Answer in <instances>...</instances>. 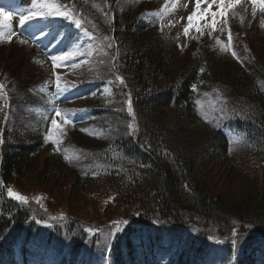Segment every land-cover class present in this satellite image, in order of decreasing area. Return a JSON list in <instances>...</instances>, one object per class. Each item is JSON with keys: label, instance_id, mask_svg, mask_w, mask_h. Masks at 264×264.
Listing matches in <instances>:
<instances>
[{"label": "trees", "instance_id": "16d2710c", "mask_svg": "<svg viewBox=\"0 0 264 264\" xmlns=\"http://www.w3.org/2000/svg\"><path fill=\"white\" fill-rule=\"evenodd\" d=\"M90 2L73 0L72 16L81 20ZM118 4L111 26L84 22H91L97 41L110 27L114 44L112 53L95 49L98 66L93 52L85 53L88 79L130 80L127 90H118L120 82L109 100L103 96L87 109L98 137L66 141L63 153L69 155H45L39 167L41 138L0 144V264H264V92L250 85L246 100L235 106L228 121L237 141L231 142L230 130L196 110L190 88L200 60L183 59L156 32L142 38L148 22L127 15L123 0ZM244 48L235 53L240 56ZM247 49L255 70L264 68V41L251 37ZM216 63L210 68L215 79L239 88L243 72L235 68L224 77ZM8 64L0 60V78L14 102L26 90L11 83L16 74ZM124 95L138 116L137 136L124 126ZM33 181L47 195L45 210L6 194L8 186L24 189ZM56 200H65L73 213L52 226L48 216ZM114 222H121L120 231Z\"/></svg>", "mask_w": 264, "mask_h": 264}, {"label": "rangeland", "instance_id": "374dc122", "mask_svg": "<svg viewBox=\"0 0 264 264\" xmlns=\"http://www.w3.org/2000/svg\"><path fill=\"white\" fill-rule=\"evenodd\" d=\"M58 1L59 3L56 4L55 0H0V8L10 14V17L5 19V26L0 29V60L2 62L8 60L9 64L6 65V69L16 74V81L11 82L12 84L15 83L16 90H26L25 103L15 104V102L5 101L4 112L0 116V131H3V138L6 141L21 142L35 140L32 138L33 135L26 136L27 130L40 129L42 131L46 142L44 149L35 156V167H39L45 155H57L55 153L57 145L63 143L66 138V141L71 143L75 138H80L83 141L98 137L96 133L98 129L95 127L94 118L73 123L72 118L75 115L60 114L57 116L56 112L50 109L47 110L44 105L42 92L44 90L55 96V86L58 83V78L53 79L52 77V70L58 75L65 73V86L60 87V90L56 91L57 95L70 93L73 99H80L83 86L94 84L93 82H95L90 81L87 77L89 58L85 53L92 51L95 66H98L100 59L98 51L95 49L100 50L103 47L104 51L102 54L106 52L107 54L112 53L114 49L112 47L114 44H112L109 36V33L112 32L110 27L107 26L108 29H105L106 34L101 35L98 41H93L90 37L91 22L88 27L85 26L84 28H78L73 22L78 19L77 13L73 14L76 18L73 17L69 25L71 32L78 33L77 38L74 37L75 42L67 37V34L61 32L60 20L65 17L59 16L55 12L46 16H37L36 19L26 22L24 25L20 24L21 15H27L29 11L36 10L43 3L56 4L62 10L66 8L69 13H71L69 8L74 11L75 6L70 3L71 0ZM88 1L86 0V2ZM63 2L65 5H63ZM111 2L112 0H91L89 9L81 14L82 19L80 21L86 23L87 20H92L96 26L103 24L106 26L107 23L111 26L112 20L107 22L108 15H112L109 9ZM123 2L128 3V8L125 10L127 15L128 12H131V17L149 21V29L144 35L142 34V38L145 39L151 33L157 31L165 42L178 47L183 59L196 57L200 60L201 72L198 82L192 88L196 110L205 120L216 123L223 127L225 131L230 130L228 137L231 142H236V131L230 127L228 119L233 118L236 114L235 106L241 104L239 102L242 100H246L250 85H254L257 90L264 92V68L259 67L258 70H255L256 62L252 64L253 58H251V61H246L244 66L239 65L232 54V48L239 51L244 45L247 47L248 40L251 37L261 38L264 41V25H262V22H264V11L257 7L256 15L253 16L251 0H239V3L228 7L225 15L216 17L215 29L209 26L213 20L211 14H205L203 18H198L195 21V26L185 36L183 30L187 26V16L195 10V0H123ZM161 3L163 4L161 5ZM121 7L124 6L121 5ZM208 7L209 4H202V9H207ZM43 11L47 12L48 10L43 9ZM218 11L217 5L212 4L211 12ZM119 12H121V9H119ZM228 15L230 19L225 18ZM197 27L201 30L197 31ZM229 35L231 36L230 41ZM121 36L124 41L128 38L127 34H122ZM238 38L243 40L237 43ZM11 46L15 49L8 53ZM104 46L108 47L104 49ZM70 51L76 54L69 61H53L51 59L52 56H62ZM240 57L242 61L248 60L249 52L247 48H244ZM215 60L217 62L216 65L219 66L222 72H225L224 77L228 76L230 71H235V68L239 70L240 74L243 72L245 76L242 75L241 79L243 80L244 78V81L239 83V88L232 89L228 80L222 82L215 79L210 69L215 64ZM221 74V79H224L223 73ZM79 76H84L87 79L79 81ZM120 76L122 75L120 74ZM122 78L121 81L124 80L122 83L123 87L121 88L120 86L118 90L121 91L123 89L124 92V90H127L130 80L126 77ZM121 81L119 78H113V80L99 85L97 88L93 86L96 89L89 95L87 104L83 109L96 107L100 101L101 92H104V95L107 96L106 100H109L112 97V90L114 91L115 88H118V84ZM70 96L65 97V100L70 99ZM126 96L124 95L122 100L128 116L127 120L124 121V126L130 135L137 136L139 133L138 116L133 107L132 111L129 112V100ZM42 107H44V110ZM85 113L86 111H83L77 116H84ZM4 115L8 118L5 126L2 124ZM67 116L69 119H66ZM52 119L58 121L59 127L57 129L51 127ZM65 120L68 122L65 123ZM63 137L64 139L61 142L56 143ZM90 142L94 143L92 140ZM238 148L239 144H236L233 151L235 150L236 152ZM9 188L25 196L29 203L39 200L37 202L39 208L42 210L47 209V195L43 190L39 189L40 186L36 181H33L29 187L24 189L12 185L8 186L6 194ZM8 198L10 197L8 196ZM10 199L18 202L13 198ZM52 208V213L48 216V221L52 224L54 221L61 222L65 220L69 213H73L68 210L65 200L53 201ZM61 216H63V219H59ZM52 217H57V219L53 220ZM60 226L57 225V230L59 231ZM48 231L50 229L44 230L42 236H47ZM98 251H101V244ZM53 258L51 255L50 262H53Z\"/></svg>", "mask_w": 264, "mask_h": 264}, {"label": "snow or ice", "instance_id": "6c2138e0", "mask_svg": "<svg viewBox=\"0 0 264 264\" xmlns=\"http://www.w3.org/2000/svg\"><path fill=\"white\" fill-rule=\"evenodd\" d=\"M204 3L209 4V7L207 9H202V4H204ZM237 3H239V0H195V10H193L191 12V14L187 16V26L183 30L185 36H187L189 33V30L195 26V21L198 18H203V16L205 14H211V16L213 17V20H212L211 25H209V26L212 27L213 29H215L216 17L225 15L228 7L233 6ZM251 3L253 5V7H252V15L253 16L256 15L257 7H259V9L261 11H264V0H251ZM212 4L217 5V7L219 9L218 12H211V5ZM43 9H47L48 11L44 12ZM53 12H55L59 16L65 17V18H71L72 17V14L69 13L66 8H64L62 10L56 4L43 3V4H40L36 10L29 11L27 15H21L20 24L24 25L26 22H30V21H33L34 19H36L37 16H46V15L52 14ZM9 17H10V14L7 11H5L3 8H0V29H2L5 26V19L9 18ZM73 22L75 23V25L78 28L81 27V21L80 20L76 19ZM262 25H264V22H262ZM196 30L200 31L201 29L199 27H197ZM9 39H11V37H9ZM230 40H231V36L229 35V41ZM217 43H219V41H217ZM75 54L76 53L70 51V52H66L62 56H52L51 59L53 61H69L72 59V57ZM121 83H123V81H121ZM2 87L3 86L0 85V88H2ZM56 87H57V90L59 91L60 90L59 83H57ZM131 111H132V106H131V102L129 101V112H131ZM56 115L57 116L60 115L59 109L56 110ZM64 122L67 123L68 121L65 120ZM51 127L53 129H57L59 127L58 121L56 119L51 120ZM56 143H59V141H56ZM7 194L10 198L15 199L22 204H28L29 203L28 199L25 196L13 191L11 188H9L7 190ZM37 202H39V200H37ZM52 219L55 220V219H57V217H52ZM59 219H63V216L59 217ZM39 222L40 221H37V223H39ZM120 223L121 222H114V226L116 227L117 231L121 230L119 227ZM122 223L126 225L128 223V221H123ZM49 226H51V225H49ZM88 231H91V230L89 229ZM233 235H235V232L233 233ZM233 243H235V241H233Z\"/></svg>", "mask_w": 264, "mask_h": 264}]
</instances>
